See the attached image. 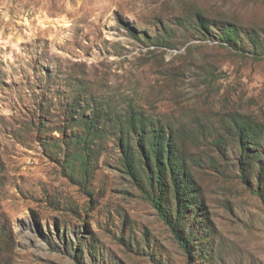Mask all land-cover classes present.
Segmentation results:
<instances>
[{
    "label": "rangeland",
    "instance_id": "obj_1",
    "mask_svg": "<svg viewBox=\"0 0 264 264\" xmlns=\"http://www.w3.org/2000/svg\"><path fill=\"white\" fill-rule=\"evenodd\" d=\"M134 112L200 190L190 259L124 169ZM191 262L264 264V0H0V264Z\"/></svg>",
    "mask_w": 264,
    "mask_h": 264
},
{
    "label": "trees",
    "instance_id": "obj_2",
    "mask_svg": "<svg viewBox=\"0 0 264 264\" xmlns=\"http://www.w3.org/2000/svg\"><path fill=\"white\" fill-rule=\"evenodd\" d=\"M150 123L149 118L134 112L123 124L121 136L118 137L123 166L190 259L192 233L188 235L185 231L189 209L202 206L195 198L200 190L189 173L175 137ZM243 127L241 144L245 148L252 131L245 124ZM77 157L79 161L84 159L81 154ZM81 172L85 177L84 170ZM241 179L249 185L245 172Z\"/></svg>",
    "mask_w": 264,
    "mask_h": 264
}]
</instances>
